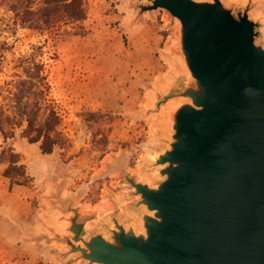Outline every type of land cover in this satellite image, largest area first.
Returning <instances> with one entry per match:
<instances>
[{"label":"water","instance_id":"95a60500","mask_svg":"<svg viewBox=\"0 0 264 264\" xmlns=\"http://www.w3.org/2000/svg\"><path fill=\"white\" fill-rule=\"evenodd\" d=\"M138 15L166 10L179 23L188 71L177 90L160 182L124 174L140 229L118 211L91 233L75 197L61 199L68 233L54 241L83 264H264V45L251 2L148 0Z\"/></svg>","mask_w":264,"mask_h":264},{"label":"rangeland","instance_id":"374dc122","mask_svg":"<svg viewBox=\"0 0 264 264\" xmlns=\"http://www.w3.org/2000/svg\"><path fill=\"white\" fill-rule=\"evenodd\" d=\"M126 1L132 9H135L138 3H148V0ZM223 1L229 6H240L235 0ZM115 4L114 0L89 1V15L111 14L116 11ZM262 10L264 12V7ZM146 14H156L160 23L164 24L162 34L171 46L169 55L173 57L164 64L158 78L152 79L145 70H138L139 79L137 84L132 86V100L140 104L145 93L153 89L158 101L152 108L142 112L138 111L137 105L128 109L115 103L116 108L104 109L103 101L106 98L103 87L96 85L93 77H88V74L92 73L91 67L82 62L74 68H69L63 59L65 39L73 35L68 34L56 42L50 41L51 52H56L59 60L48 62L52 93L68 111L63 130L70 136L72 147L56 149L52 155H44L39 144L32 145L22 136V129H16L15 139L10 140V143L19 142L26 149L25 162L29 161L32 170L36 172L38 189L48 200V208L53 205L49 200L52 199V194L56 193L54 184H57L61 191H66V197L76 198L73 207L77 208L82 216L94 217L88 221V234L107 221L115 210L118 211L122 222L140 229L138 212L142 208L137 209L131 205L136 197L132 195L130 186L123 181V172L116 167L125 165L127 172L138 181L152 185L160 182L158 167L151 165L158 152L166 147L163 139L170 137L171 113L180 102L175 98L164 101V98L176 91L179 83L189 77L179 56L178 20L168 11L161 9ZM250 15L262 25L257 43L264 45V16H254L253 13ZM3 17H9V13L0 3V18ZM38 40V35L28 29H18L17 34L10 37L13 48L0 65V87L13 74L16 60L27 54L31 44ZM74 76L76 84L73 81ZM130 104L134 103L131 101ZM125 112L141 113L142 118L136 115L128 119L129 115H123Z\"/></svg>","mask_w":264,"mask_h":264},{"label":"crops","instance_id":"0c3cea01","mask_svg":"<svg viewBox=\"0 0 264 264\" xmlns=\"http://www.w3.org/2000/svg\"><path fill=\"white\" fill-rule=\"evenodd\" d=\"M114 1L116 11L104 16L90 14L83 22L86 35L65 39L62 56L69 68L82 62L91 67L88 77L103 87L104 109H114L118 103L128 109L137 105L138 111L143 112L157 103V97L151 89L140 104L136 103L132 100V86L137 84L140 70L152 79L161 75L164 64L173 59L169 55L171 46L162 34L164 24L156 14L139 16L126 0ZM235 1L240 8L251 2L250 14L264 16V0ZM75 80L74 76V84ZM126 113L123 115H129L128 119L136 115L142 118L141 113ZM11 144L20 153L34 182L31 186L12 183L3 175L4 168H0V264H83L74 260L76 255L67 254L66 246L53 240L68 233L69 214L62 211L60 203L68 196L66 191L54 184L56 193L52 194L49 202L53 205L48 208V200L38 189L36 172L29 161L25 162L26 149L19 142Z\"/></svg>","mask_w":264,"mask_h":264},{"label":"trees","instance_id":"16d2710c","mask_svg":"<svg viewBox=\"0 0 264 264\" xmlns=\"http://www.w3.org/2000/svg\"><path fill=\"white\" fill-rule=\"evenodd\" d=\"M0 3L9 13V17L0 18V65L12 50L10 37L18 29L31 30L39 38L16 60L13 74L0 87V168L12 183L31 186L34 179L10 140L16 129H22V136L30 144H39L44 155L72 147L70 136L63 130L68 111L52 93L48 61H58L59 56L51 52L49 43L68 34L86 35L83 22L89 16V0Z\"/></svg>","mask_w":264,"mask_h":264}]
</instances>
